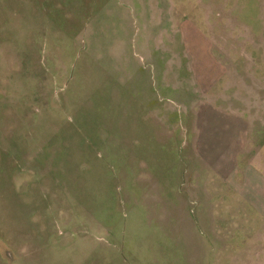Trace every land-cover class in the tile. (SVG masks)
<instances>
[{
  "label": "rangeland",
  "instance_id": "374dc122",
  "mask_svg": "<svg viewBox=\"0 0 264 264\" xmlns=\"http://www.w3.org/2000/svg\"><path fill=\"white\" fill-rule=\"evenodd\" d=\"M0 264H264V0H0Z\"/></svg>",
  "mask_w": 264,
  "mask_h": 264
},
{
  "label": "crops",
  "instance_id": "0c3cea01",
  "mask_svg": "<svg viewBox=\"0 0 264 264\" xmlns=\"http://www.w3.org/2000/svg\"><path fill=\"white\" fill-rule=\"evenodd\" d=\"M199 114V112H198ZM199 116V115H198ZM206 116V115H203V117ZM207 135L205 136L204 138V141H202V145H205L207 148H214V146L216 144H218L219 142H222L223 141V133H219V138H215L214 136H211V133L213 134L212 132V129H209V127L207 128V131H206ZM209 153V152H208ZM209 157H210V153H209Z\"/></svg>",
  "mask_w": 264,
  "mask_h": 264
}]
</instances>
